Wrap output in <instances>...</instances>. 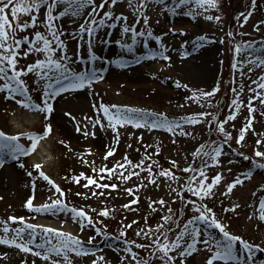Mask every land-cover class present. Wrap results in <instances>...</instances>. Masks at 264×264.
I'll list each match as a JSON object with an SVG mask.
<instances>
[{"label":"snow or ice","instance_id":"1","mask_svg":"<svg viewBox=\"0 0 264 264\" xmlns=\"http://www.w3.org/2000/svg\"><path fill=\"white\" fill-rule=\"evenodd\" d=\"M123 2L124 0H0V81H2L0 94L5 103L11 101L30 112H39L43 114L45 120L40 131L9 133L0 128V167L12 161L20 169L25 170L30 179L31 192L22 207L32 214L28 217L12 214L7 218H0V245L14 247L20 253L30 254L31 258L25 256L21 264H38V261L39 264H77V261H85V264H151L153 257L158 258L161 264H189V257L193 253L205 250L208 253L206 264H264V256L259 255L264 253V243L252 242L230 230L232 217L228 214L232 213L239 217L237 210L241 205L231 202L225 204L223 199L217 198L228 197L237 186L251 179L255 170H264V131L257 130L253 124L254 112L260 111L261 115H264V37H261L259 43L256 40L236 42L237 33L231 30L227 32V37L232 38L229 43L234 54L230 67L238 73L240 80L238 83L233 80L236 86L230 89L233 99L229 107H234L235 110L225 119H220L206 110L170 117L166 112L156 111L151 107L105 103L101 100L92 104L96 109L94 118L85 117L92 121V131L88 130V124H76L75 131L82 132L84 136H97L95 131L97 127L105 132L111 130L115 133L113 137L115 143H119L120 128L124 126L149 132L165 130L172 134L173 143L177 142L175 140L177 133L181 137L194 140L203 135V132L194 133L191 129L186 130V126L201 124L206 126L203 131L208 132V138L198 143L191 152L192 162H187L186 153V162L182 169L179 162L172 158H169L172 167L162 168L146 151L138 162H133L125 153L122 163L114 164L110 168L105 166L98 170L92 168L93 173L106 172L107 178L104 175L99 177L86 175L83 171L64 175V180L80 185L86 190L74 193L85 200L93 196L111 195L110 192L97 189H119L118 183L110 182L113 178L128 181L133 176L139 177L145 171L147 176L144 179L148 183L156 184L157 187L159 177L176 182L177 187H171L170 192L176 193L172 196V201L179 200L180 207L174 210L163 197L152 200L149 205L152 211L159 209L164 214L154 225L137 228L135 232L137 237H146L147 243L127 238L128 229L132 228L139 218L127 224L121 219L118 231L110 232L103 218H114L115 206L111 209L107 206L98 209L92 205L77 206L68 201V190L42 170V162L27 163L26 158L34 153L38 142L55 131L52 122L56 110L55 102L65 94L85 91L95 96L94 85L105 79L111 67L130 71L133 67L158 59L166 62L164 67L172 66V57L168 53L170 49L172 51L175 49L164 43L162 37L167 33H154L149 22L150 11L158 10V16L165 12L175 16L179 12L193 21H198L199 18L217 22L222 20L221 15H214L211 12L219 11L220 0H127L128 8L135 14V20L129 23L124 12L116 11ZM257 6L258 0H250V7L238 14L242 17L241 27L257 10ZM25 15L28 19H23ZM117 28L119 36L113 41L111 37ZM254 28L256 31L264 28V20L257 21ZM27 30H32V34L18 35L19 32ZM187 31L184 25H170L168 29L169 33L181 36L186 35ZM239 34L243 35L242 32ZM149 38L158 47L152 45ZM216 39L209 34H200L191 41L183 40L179 52L181 62ZM224 40L223 36L219 38L220 43H224ZM73 41L76 42L75 51L70 52L69 44ZM113 42L121 49L120 55L107 57L96 51L97 44L106 45ZM138 45H142V51L138 50ZM85 47L86 55L83 54ZM33 53L37 54L33 62L19 66L20 57H28ZM76 64H81V67H75ZM254 72L256 78L252 79ZM28 73L35 76L34 88H30L29 83L23 78ZM150 75L154 79H161L156 72ZM245 77L249 84L244 83ZM162 83L173 84L176 89L189 90L190 95L184 99L197 101L202 109L205 103L207 106L213 104L211 98L220 89L218 79L210 90H198L178 78H162ZM246 89L249 95L245 101L241 99V94ZM37 91L39 97L34 99L33 94ZM151 91L155 92L156 89ZM245 102L249 116L245 118L246 124L240 128L238 135L233 137L232 131L227 130L226 123L235 119L236 112ZM66 114L72 120H76L71 112ZM213 131L217 134L216 139H212ZM249 131L257 137L250 155L240 150L246 143V133ZM133 134L130 132L129 136ZM24 137H27L30 143H22L21 139ZM140 139H143V133L140 134ZM233 140L235 148L230 143ZM60 143L70 146L67 140L62 139ZM144 147L147 149L152 145L145 144ZM226 147L233 156L248 161L249 166L224 184V171L231 173V168L217 171L211 177L208 170L223 164ZM86 151L91 153V147ZM160 151L161 148L157 145L155 153L159 154ZM114 152L115 147L106 146L105 158ZM84 155V152L80 153L82 158ZM197 158L200 161L199 166H195ZM82 162L88 163L86 159ZM227 162L232 164L235 160L228 159ZM174 169L190 174L181 177ZM82 177L86 183H81ZM142 186L143 181L134 185L136 189ZM221 187L223 190H220ZM45 189L51 195L38 202L37 193ZM125 191L135 195L133 187H128ZM252 195L258 199V215L252 211L247 219L255 216L258 220L255 227L259 230L261 224H264V182L259 184ZM138 199L139 197H136V200ZM136 200H129L122 207L127 209L129 204L136 203ZM209 200L213 201L212 205L208 203ZM104 203L106 205L107 202ZM217 203L221 205L219 214L214 208ZM189 208L191 214L186 215L185 209ZM36 215L59 220L61 225L70 222L77 231L32 222ZM147 219L145 216L144 220ZM101 242L117 255L114 258L108 257V253L100 247ZM136 249L147 250V256H141ZM88 257L91 259H87Z\"/></svg>","mask_w":264,"mask_h":264},{"label":"rangeland","instance_id":"2","mask_svg":"<svg viewBox=\"0 0 264 264\" xmlns=\"http://www.w3.org/2000/svg\"><path fill=\"white\" fill-rule=\"evenodd\" d=\"M250 7V0H220L219 11L211 10L214 15H221L222 20L217 22L215 20L209 21L203 18H199L198 21H193L190 17L179 13L173 16L170 13L165 12L163 15L158 16V10H152L149 12L150 24L153 27L155 34L167 33L162 37L166 45H171L175 51L169 50V55L172 57V66L164 67L166 63L163 60H155L149 63L142 64L140 66L133 67L130 71L119 70L116 67H111L104 80L97 82L94 85L96 95L93 96L89 92L79 91L71 94H65L63 98L58 99L55 102V114L52 117V122L55 126V131L47 138H42L40 141L47 144L48 151L50 152L47 164H42V170L45 171L52 179L61 186L68 190L67 198L69 202L76 204L77 206L92 205L95 208L107 206L110 209L115 206L114 218H103L104 222L108 224V231L117 232L120 227L121 219L127 224L133 219H137V223L127 231V238L138 240L139 242L147 243L146 237H137L135 232L137 228H146L148 225H154L159 221L163 211L157 210L155 212L150 208L152 200H158L163 197L171 204L172 208L178 209L180 207V201H172V196L176 193L170 192L171 187H177L176 182H171L165 177H159L158 183H148L146 179L147 172H142L139 177L133 176L128 181H118L113 178L111 183H118L119 189H105L97 191L110 192V196L102 197H89L87 200L82 197L74 195L76 191H86L82 186L70 183L63 179L66 173H79L83 171L86 175H95L99 177L104 175L107 178V173L92 172V168L97 170L102 167H112L114 164L122 163L125 153L128 158L133 162H138L144 157V153L147 151L152 159L157 160L159 166L162 168L172 167L170 159H176L180 168L185 166V156L187 153V162H192L191 152L195 149L198 143L208 138V132L203 131L206 127L201 124L198 126H186V130H193L194 133H201L203 135L199 139H191L188 137H181L178 133L175 136L176 143H173V136L167 133L165 130H152L151 132L145 129H135L132 126H124L120 128L121 135L119 137V143H115L113 137L115 133L111 130L107 132L97 127L95 131L97 136L91 135L84 136L83 133H77L75 126L77 123L81 125L88 124L89 131L91 129L92 121L85 119V117L95 116L96 109L92 107L93 103H99L101 100L105 103H127L130 105L151 107L156 111H164L170 117L182 116L187 113H195L200 110H206L212 114L217 115L220 119H225L231 111H234V107L230 108L229 105L233 99V94L230 91L232 87L236 86L240 77L235 70H232L230 64L233 60V52L231 51L232 45L229 40L232 38L227 37L229 30L237 33L235 41L240 42L242 40H256L260 42L261 37H264V28L260 31H256L254 25L259 20H264V0H258L257 10L249 18L247 23H244L241 27L240 21L242 17L238 16L240 12H244ZM151 8V6H150ZM117 12H124L128 16V22L132 23L135 20V14L128 8L127 0H124L119 7L116 8ZM23 19H28L25 15ZM157 20L159 22L157 23ZM184 25L187 27V34L181 36L179 34L169 33V26ZM42 30V29H41ZM243 33L240 35L239 33ZM25 34L31 35L32 30L19 32L18 35L23 36ZM200 34H209L217 39L213 40L205 48L194 53L192 57L184 58L181 62L180 43L187 39L191 41L195 36ZM119 36V28L113 33L111 39L114 41ZM225 37L224 43H220L219 38ZM150 43L154 45V42L149 38ZM158 47V45H154ZM76 42L73 41L69 44V51H75ZM191 50V45L188 46ZM138 50L142 51V45H138ZM96 51L107 57H116L121 54V49L114 42L111 44L96 45ZM83 54L86 53V47L83 49ZM37 58V54H30L28 57H20V65L26 66L28 63L33 62ZM203 64L210 69L209 73L205 77L199 67ZM75 67L80 68L81 64H76ZM196 68V69H194ZM193 69V70H191ZM156 72L157 76L161 79H154L150 73ZM171 77L173 79H180L182 82L189 83L192 87L198 90H210L214 86V82L218 79L220 81L219 91L211 98L213 104L207 106L205 103L204 108L195 100H185L184 97L190 95L189 90L176 89L173 84L162 83V78ZM23 78L29 83L30 88L36 87L33 84L35 79L34 74L28 73ZM256 78V73L252 74V79ZM233 80L236 83H233ZM2 82V81H0ZM244 83L249 84L247 77L244 78ZM152 89H156L152 92ZM34 99L39 97V92H35ZM249 95L247 89L241 94V99H245ZM217 101L219 103L217 104ZM254 103H256L254 101ZM182 105V106H181ZM29 112V116L25 119L24 113ZM71 112L76 120H72L66 113ZM255 119L253 121L254 127L259 131H264V115H261L260 111L253 113ZM249 116L247 110V104L241 105L240 109L236 112L235 119L228 120L226 128L232 131L233 137L237 136L242 126L246 124V117ZM211 117H209L210 119ZM45 124L43 114L39 112H30L29 110L17 105L14 102H7L3 100L2 94H0V128L9 133L16 132H29L40 131ZM234 126V127H233ZM134 133L129 136V133ZM143 133V139H140V134ZM212 139H216L217 134L213 131ZM257 137L251 132L246 133V143L240 149L247 154H251L254 140ZM67 140L70 146L60 143L61 140ZM22 143H30L27 137L21 139ZM233 148L236 147L234 140L230 141ZM145 144H150L152 147L145 148ZM128 145H131L129 147ZM157 145L160 146L161 151L159 154L155 153ZM106 146L115 147L116 152L111 156L105 158ZM91 147L92 152L88 153L87 148ZM84 152L85 155L82 158L80 153ZM224 162L221 166H213L209 168L208 175H214L215 172L222 169L231 168L232 172L228 173L224 171V181L226 184L229 180L235 178V175L242 172L245 167L249 166L248 161H244L238 156H233L229 149L225 148ZM46 157V155H44ZM48 158V159H49ZM83 159H86L88 163H83ZM228 159H234L235 162L229 164ZM27 163H36L30 156L26 158ZM38 162V161H37ZM40 162V161H39ZM148 163V161H146ZM199 159H196L195 166H199ZM127 168V166H126ZM175 170V169H174ZM178 171V170H175ZM181 177L189 175L190 173H184L178 171ZM143 181L144 186L136 189L134 185ZM183 181H180L182 183ZM261 182H264V170L257 169L253 177L247 180L243 185L237 186L234 192L223 199L224 203H238L241 207L237 210L239 217L229 213L232 217L230 230L241 234L245 238L252 242L264 243L263 239L258 236L259 231L263 229L264 224H261L258 230L255 226L258 223L257 218L254 216L252 219H247L250 212L255 211L258 215V199L253 197L252 193L256 190ZM81 183L86 181L81 178ZM133 187L135 195H130L125 191L126 188ZM91 189L92 186H89ZM220 190H223L222 187ZM31 192V183L29 177H27L25 170L20 169L15 162L9 161L5 163L3 167H0V218H7L9 215H24L26 217L32 215L22 205L25 202L26 197ZM51 195L46 189L37 193L38 202H42L46 196ZM185 195H190L185 193ZM259 195V194H258ZM136 197H139L136 200ZM129 200H136V203L129 204L127 209L122 206L128 203ZM107 202L106 205L104 202ZM255 201V204H253ZM210 205L213 201L209 200ZM252 205V207H248ZM215 210L219 214L221 211V205L219 203L214 205ZM186 215H190V208L185 209ZM95 216V213H93ZM147 216L148 219L144 220ZM37 218L42 220H49L56 224L55 227H63L65 230L76 232V227L70 222L64 225L60 224L59 220L52 219L46 216L36 215L34 221L36 223ZM87 235V232L84 234ZM100 247L108 253V257L114 258L117 255L107 249V246L101 242ZM141 256H147V250L136 249ZM0 253H7V256L0 255V264H21V260L27 256L29 259L30 254L20 253L19 250L14 247H7L0 245ZM207 251H200L193 253L189 257V264H206ZM259 255L264 256V253ZM87 259H91L88 257ZM39 264V261H38ZM77 264H85V261H77ZM151 264H161L158 258H151Z\"/></svg>","mask_w":264,"mask_h":264},{"label":"bare ground","instance_id":"3","mask_svg":"<svg viewBox=\"0 0 264 264\" xmlns=\"http://www.w3.org/2000/svg\"><path fill=\"white\" fill-rule=\"evenodd\" d=\"M196 69V68H194ZM193 70V69H191ZM199 70L203 72V74H205V77L207 76V73H209L210 69L207 68L204 64L203 66L199 67ZM29 112H26L24 113L25 115V119L29 116L28 114ZM45 142H42V141H39L38 142V147L37 149L34 151V153H32L30 155V157L35 160L36 162L38 161H42V160H47L49 161L50 158H49V151H48V146L47 144H44ZM44 155H46V157H44ZM49 158V159H48ZM43 165H45V163H42ZM36 223H44V224H51L53 226H56V224L52 221H49V220H42L41 218H37L36 220ZM262 239H263V242H264V227L262 230L259 231V235Z\"/></svg>","mask_w":264,"mask_h":264},{"label":"clouds","instance_id":"4","mask_svg":"<svg viewBox=\"0 0 264 264\" xmlns=\"http://www.w3.org/2000/svg\"><path fill=\"white\" fill-rule=\"evenodd\" d=\"M41 162H42V163H45V164H47V163H48V161H47V160H42Z\"/></svg>","mask_w":264,"mask_h":264}]
</instances>
